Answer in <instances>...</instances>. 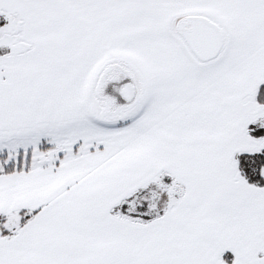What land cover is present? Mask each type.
Returning a JSON list of instances; mask_svg holds the SVG:
<instances>
[{
  "label": "snow or ice",
  "instance_id": "obj_1",
  "mask_svg": "<svg viewBox=\"0 0 264 264\" xmlns=\"http://www.w3.org/2000/svg\"><path fill=\"white\" fill-rule=\"evenodd\" d=\"M0 264H264V0H0Z\"/></svg>",
  "mask_w": 264,
  "mask_h": 264
}]
</instances>
